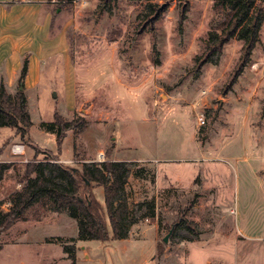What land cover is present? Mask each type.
Segmentation results:
<instances>
[{"label":"rangeland","instance_id":"374dc122","mask_svg":"<svg viewBox=\"0 0 264 264\" xmlns=\"http://www.w3.org/2000/svg\"><path fill=\"white\" fill-rule=\"evenodd\" d=\"M217 1L190 0L183 16L179 2L154 0L163 6L156 19H147L145 0L51 3L55 29L69 36L75 94L61 65L46 67L39 85L25 90L34 122L26 139L0 127V163L11 164L0 180V211L22 187L28 161L50 153L81 169L110 150L130 167V231L128 239L111 231L107 240H82L76 219L37 203L0 235V264H264V22L251 61L230 86L242 41L231 39L198 66L223 21ZM1 82L17 92L18 77L10 85L0 74ZM55 112L85 124L60 148L42 126ZM95 192L103 201V187ZM153 199L155 218L136 206ZM192 201L186 218L200 234H173Z\"/></svg>","mask_w":264,"mask_h":264},{"label":"trees","instance_id":"16d2710c","mask_svg":"<svg viewBox=\"0 0 264 264\" xmlns=\"http://www.w3.org/2000/svg\"><path fill=\"white\" fill-rule=\"evenodd\" d=\"M145 1L150 12L147 17L149 19L157 13L160 5L152 3L154 0ZM172 1L183 5L185 16L190 0ZM217 6L223 21L220 23V30L210 34L209 43L198 60V66L200 69L205 63L212 62L213 58L221 55L225 44L231 39L242 41V54L230 79V86H233L251 61L253 51L260 41L264 8L260 0H218ZM27 71L28 61L25 59L19 72L18 90L15 94L9 92L4 83H0V127L14 128L22 140L26 139L34 125L25 91ZM42 126L55 134L57 146L60 148L68 131L83 130L85 124L83 119L79 121L76 117L67 120L55 112L54 120L43 122ZM107 155L108 158L103 161L84 162L81 169L63 164L50 153L46 154L44 160L34 158L28 161L22 187L10 193L8 197L10 208L7 211H0V235L7 232L18 220L25 219L33 206L42 203L48 205L51 211L66 212L76 219L79 239L107 240L111 231L114 239L127 238L133 212L127 190L130 167L126 160L113 159L110 150ZM10 167V163H0V180ZM96 186L103 187V201L95 192ZM136 206L148 207L150 215L155 218L154 199L137 203ZM193 206L194 201L183 211V216L170 227L173 234L180 229L188 230L195 236L200 234L197 223L186 218L187 212ZM70 255L74 257L72 253Z\"/></svg>","mask_w":264,"mask_h":264},{"label":"crops","instance_id":"0c3cea01","mask_svg":"<svg viewBox=\"0 0 264 264\" xmlns=\"http://www.w3.org/2000/svg\"><path fill=\"white\" fill-rule=\"evenodd\" d=\"M53 1L0 0V74L7 77V82L12 85L19 76L23 61L27 59L25 87L29 91L39 85L46 67L52 73L59 64L65 88L75 94V68L67 30L64 27L55 29L54 33L52 30L55 19ZM179 182L176 181L177 186H182ZM171 184L169 180V186Z\"/></svg>","mask_w":264,"mask_h":264},{"label":"built area","instance_id":"2783aa9c","mask_svg":"<svg viewBox=\"0 0 264 264\" xmlns=\"http://www.w3.org/2000/svg\"><path fill=\"white\" fill-rule=\"evenodd\" d=\"M199 123L200 124H204L205 123V119L203 118V117H200L199 118ZM22 147L20 146V145H16L14 148H13V152L15 153V154H18L19 152H21V149ZM99 158L100 159H104V154H103V152H100L99 153Z\"/></svg>","mask_w":264,"mask_h":264},{"label":"water","instance_id":"95a60500","mask_svg":"<svg viewBox=\"0 0 264 264\" xmlns=\"http://www.w3.org/2000/svg\"><path fill=\"white\" fill-rule=\"evenodd\" d=\"M162 8H163V6H161V7L158 9L157 13L153 16V18L157 17L158 13L160 12V10H161ZM55 95H56V93H55ZM168 236H169V235H167V236L164 238V241H167V240H168Z\"/></svg>","mask_w":264,"mask_h":264}]
</instances>
